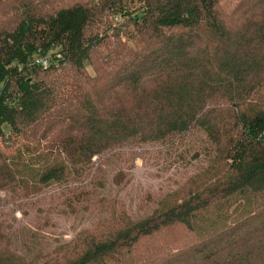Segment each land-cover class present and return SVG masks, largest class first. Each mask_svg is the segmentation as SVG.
<instances>
[{"label":"trees","instance_id":"obj_1","mask_svg":"<svg viewBox=\"0 0 264 264\" xmlns=\"http://www.w3.org/2000/svg\"><path fill=\"white\" fill-rule=\"evenodd\" d=\"M194 132L149 213L97 191L110 158L128 185L133 147ZM53 187L95 221L30 251L0 221V264H264V0H79L0 29V202Z\"/></svg>","mask_w":264,"mask_h":264},{"label":"rangeland","instance_id":"obj_2","mask_svg":"<svg viewBox=\"0 0 264 264\" xmlns=\"http://www.w3.org/2000/svg\"><path fill=\"white\" fill-rule=\"evenodd\" d=\"M77 2L79 0H2L0 29L15 25L25 9L48 14L52 13L53 9ZM199 139V135L194 132L184 140L172 141L165 145H145L143 149L133 147V153L140 154L134 162H131L129 174L132 175V181L128 185L122 182V185L116 186L112 182L115 171L122 170L123 173L126 171V159L110 158L106 164H102L103 171L97 176L98 180L104 183L102 188L97 187V191L120 196L127 203L132 215L149 213L156 206L154 203L156 199L172 190L175 181L181 180L195 168L196 162L191 158V154L200 143ZM125 151H130V148H125ZM159 151L161 154L158 153ZM107 157L109 154L93 158L92 176L97 175L96 168ZM90 178L88 177V180ZM61 190L53 187L43 195L23 198L18 201L22 204L20 206L15 202H0L2 226L6 229V224L11 225L6 231L11 246H16L20 250L22 244H25L28 246V251L45 250L57 243L71 240L79 229L92 225L97 218V214L92 210L84 214L78 211L75 215H66L62 212L68 208L65 204L58 203V200L63 198L57 197ZM65 193L67 194L68 191ZM5 198L6 194L0 192V199Z\"/></svg>","mask_w":264,"mask_h":264},{"label":"built area","instance_id":"obj_3","mask_svg":"<svg viewBox=\"0 0 264 264\" xmlns=\"http://www.w3.org/2000/svg\"><path fill=\"white\" fill-rule=\"evenodd\" d=\"M36 63L41 65V66H46L47 62L44 59H38L36 60Z\"/></svg>","mask_w":264,"mask_h":264}]
</instances>
